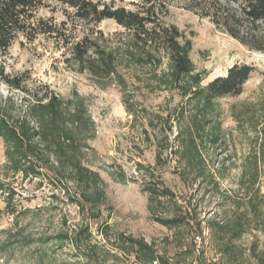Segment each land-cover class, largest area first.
Returning <instances> with one entry per match:
<instances>
[{
	"label": "rangeland",
	"instance_id": "1",
	"mask_svg": "<svg viewBox=\"0 0 264 264\" xmlns=\"http://www.w3.org/2000/svg\"><path fill=\"white\" fill-rule=\"evenodd\" d=\"M91 1L137 11L147 0ZM150 1L163 3L165 21L177 26L192 41L191 60L196 70L203 73V85L225 77L235 65L255 69L241 95L217 100L216 118L225 139L207 146L204 179L196 181L194 176L184 175L183 164L175 154V117L182 97L177 92L152 90L155 81L149 69L124 72L126 93L117 83L101 88L67 62L70 53L63 46L62 37L40 35L29 41L18 35L10 49L0 53V69L4 68L11 77H21L27 89L42 93L48 87L63 98L77 91L87 99L95 130L91 150H84L83 164L99 173L105 201L97 207L81 208L74 185L65 179L69 172L56 178L47 171V175L32 181L14 176L5 167V147L0 138V183L5 188L10 185L15 193L8 212L7 194L0 191V264H140L134 254L121 248L118 240L123 234L144 239L174 264H258L254 249L257 253L262 250L264 234L256 230L254 222L239 239L229 231L214 234L209 223L219 221L231 227L246 209L237 207L234 201L244 198L238 191V182L254 135L246 128L238 131L232 107L236 105L234 111L240 113L243 104L264 102V53L250 50L219 23L221 9H231L240 16L237 2L218 0L220 8L213 0ZM44 2L37 19H54L59 25L68 20L64 6L51 0ZM244 25L236 28L241 35ZM64 29L72 41L94 32L110 44L123 31L113 20L96 26L68 20ZM123 97L134 105L135 115L126 110ZM30 99L0 78V108L11 119L25 115ZM159 153L160 163L156 159ZM138 165L148 169L139 172ZM160 180L173 196L162 200L157 213L182 215L184 223L180 228L161 225L149 210L146 184ZM260 188L264 195V169ZM97 211L100 216L94 219ZM261 213L264 218V205ZM86 231L90 238H86ZM60 235L68 238L61 240ZM226 243L231 246L229 252L225 250Z\"/></svg>",
	"mask_w": 264,
	"mask_h": 264
},
{
	"label": "trees",
	"instance_id": "2",
	"mask_svg": "<svg viewBox=\"0 0 264 264\" xmlns=\"http://www.w3.org/2000/svg\"><path fill=\"white\" fill-rule=\"evenodd\" d=\"M51 1L64 6L66 17L74 23L96 26L104 20H113L123 31L116 35L112 44L94 32L72 41L64 29L68 20L59 25L54 19L36 18L45 6L44 0H0V53H6L18 35L29 41L40 35L54 39L62 37L63 46L70 53L67 62L79 73L87 74L101 88L117 83L124 93L127 92L125 71L149 69L155 81L152 90L177 92L182 97L183 103L175 117L178 121L175 154L183 164L184 175L188 173L196 181L203 180L208 166L204 155L207 146L225 139L216 118L217 100L241 95L254 67L235 65L225 77L203 85V73L196 70L191 60L192 41L177 26L165 21L167 11L161 2L147 0L137 11H130L91 0ZM217 1L213 0V3L220 7ZM226 1L237 2L241 13L238 17L231 9H221L222 14L218 15L221 26L250 50L264 53V0ZM243 25L245 32L241 35L236 28H243ZM0 78L12 89L21 90L31 98L25 115L15 119L0 108V138L5 147L6 169L29 181L44 177L47 171H52L56 178L69 172L65 179L74 185L76 202L81 208L102 204L105 201L102 179L99 173L83 164L84 150H91L95 130L87 99L77 91L63 98L48 87L42 93L27 89L21 77L7 75L2 67ZM123 104L130 115H135L134 105L127 97H123ZM236 108L235 105L232 110L238 131L246 128L254 135V144L242 162L238 182V191L244 198L234 201L237 207L246 209L231 227L229 223L212 221L209 228L214 234L232 232L234 238L239 239L251 222L264 234L261 213L264 195L260 188L264 169V102L243 104L244 110L240 113L234 111ZM151 124L149 121L148 125ZM143 132L148 134L145 127ZM156 159L160 163L161 153ZM146 169L138 165L139 172ZM208 175L217 184L213 174L209 172ZM7 188L0 183V191L7 194L5 202L9 212L15 193L10 185ZM145 191L156 222L169 229L183 225L182 215L157 213L162 200L173 196L163 181L146 184ZM1 214L0 210V217ZM99 214L98 211L93 213V218H99ZM197 226L200 228V224ZM86 232V238H90L91 234ZM59 238L65 240L68 236L60 235ZM118 241L121 248L134 254L140 264H174L144 239L123 234ZM72 244L75 246L73 241ZM230 247L225 244L226 252L231 250ZM258 252L254 249V256L258 264H264V245Z\"/></svg>",
	"mask_w": 264,
	"mask_h": 264
}]
</instances>
